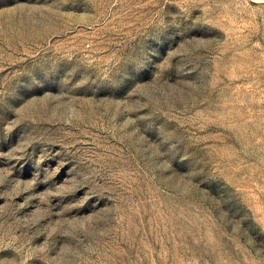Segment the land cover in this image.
I'll return each instance as SVG.
<instances>
[{
  "label": "rangeland",
  "instance_id": "374dc122",
  "mask_svg": "<svg viewBox=\"0 0 264 264\" xmlns=\"http://www.w3.org/2000/svg\"><path fill=\"white\" fill-rule=\"evenodd\" d=\"M0 264H264V0H0Z\"/></svg>",
  "mask_w": 264,
  "mask_h": 264
}]
</instances>
